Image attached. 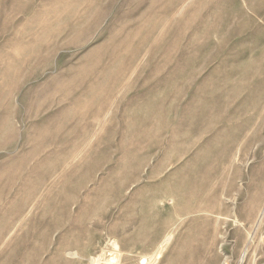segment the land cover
<instances>
[{"label": "rangeland", "instance_id": "obj_1", "mask_svg": "<svg viewBox=\"0 0 264 264\" xmlns=\"http://www.w3.org/2000/svg\"><path fill=\"white\" fill-rule=\"evenodd\" d=\"M150 258L264 264V0H0V264Z\"/></svg>", "mask_w": 264, "mask_h": 264}, {"label": "bare ground", "instance_id": "obj_2", "mask_svg": "<svg viewBox=\"0 0 264 264\" xmlns=\"http://www.w3.org/2000/svg\"><path fill=\"white\" fill-rule=\"evenodd\" d=\"M167 241H168V239H166V243H167ZM115 243H116V242H115ZM166 243H165V244H166ZM118 248H119V247H118ZM163 248H164V246L161 247V248H159V249L156 251V254L154 253V254L156 255L155 258H154L155 260H156V258L158 257V255L161 254ZM118 251H119V250H118ZM113 255H114V254H113ZM149 256H150V255H149ZM112 259H115V257H113ZM112 259H111V260H112ZM152 259H153V258H150L151 262H149L148 259H147V260L144 259V262H143L142 264H151V263H152ZM154 259H153V261H154ZM101 261H102V260H101ZM91 263H92V262H91ZM98 263H99V262H98ZM96 264H97V262H96ZM99 264H100V263H99Z\"/></svg>", "mask_w": 264, "mask_h": 264}]
</instances>
